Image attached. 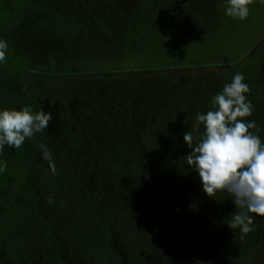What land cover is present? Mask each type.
Instances as JSON below:
<instances>
[{"label":"trees","instance_id":"obj_1","mask_svg":"<svg viewBox=\"0 0 264 264\" xmlns=\"http://www.w3.org/2000/svg\"><path fill=\"white\" fill-rule=\"evenodd\" d=\"M261 1L0 0V110L52 114L0 151V264H264V217L241 241L183 139L239 72L264 142Z\"/></svg>","mask_w":264,"mask_h":264},{"label":"clouds","instance_id":"obj_2","mask_svg":"<svg viewBox=\"0 0 264 264\" xmlns=\"http://www.w3.org/2000/svg\"><path fill=\"white\" fill-rule=\"evenodd\" d=\"M254 0H226V15L243 21L250 14ZM7 41L0 40V62L6 59ZM249 86L242 73H236L230 83L211 99L212 110L196 116L191 130L183 134L191 149L186 155L187 165L198 173L203 191L209 197L226 192L236 211L228 226L241 232L240 240L251 233L253 214L264 217V142L256 134L260 131L252 115L253 105L247 100ZM52 120L51 112H33L31 106L20 110H0V151L7 145L20 148L26 138L43 133ZM203 132L198 138L193 132ZM43 159L51 162L47 145H39ZM6 162L0 171L6 169ZM48 203H52L49 197Z\"/></svg>","mask_w":264,"mask_h":264},{"label":"rangeland","instance_id":"obj_3","mask_svg":"<svg viewBox=\"0 0 264 264\" xmlns=\"http://www.w3.org/2000/svg\"><path fill=\"white\" fill-rule=\"evenodd\" d=\"M262 3V8L264 9V0L261 1ZM261 10L258 11L256 13L255 16H257V18H260L261 19V23L258 21L255 26H257V29H256V34H260L261 31L263 32L264 31V10H263V15L260 14Z\"/></svg>","mask_w":264,"mask_h":264}]
</instances>
